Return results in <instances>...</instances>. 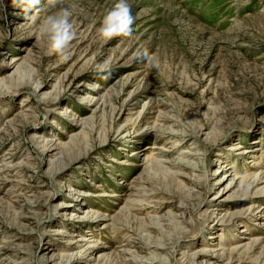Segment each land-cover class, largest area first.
Listing matches in <instances>:
<instances>
[{
    "label": "rangeland",
    "instance_id": "374dc122",
    "mask_svg": "<svg viewBox=\"0 0 264 264\" xmlns=\"http://www.w3.org/2000/svg\"><path fill=\"white\" fill-rule=\"evenodd\" d=\"M117 2L0 0V264H264V0Z\"/></svg>",
    "mask_w": 264,
    "mask_h": 264
},
{
    "label": "clouds",
    "instance_id": "9594fccd",
    "mask_svg": "<svg viewBox=\"0 0 264 264\" xmlns=\"http://www.w3.org/2000/svg\"><path fill=\"white\" fill-rule=\"evenodd\" d=\"M15 5H27L24 11H29L30 8L35 7L39 0H12ZM54 3V0H50ZM71 13L68 10H63L62 14L58 16H49L44 21L42 32L48 37V54L58 55L61 59L68 58V49L71 42L75 39V33L72 31V24L69 17ZM134 17L131 12V4L128 0H118L114 7L106 14L103 24L99 29L101 36L105 42L110 41L115 37H130L132 35V25ZM135 58L144 59L152 63L155 68L159 67L156 58L148 53L145 49L143 53L137 52L134 54ZM101 71H106L103 65H100ZM103 78H107L105 75Z\"/></svg>",
    "mask_w": 264,
    "mask_h": 264
},
{
    "label": "bare ground",
    "instance_id": "6f19581e",
    "mask_svg": "<svg viewBox=\"0 0 264 264\" xmlns=\"http://www.w3.org/2000/svg\"><path fill=\"white\" fill-rule=\"evenodd\" d=\"M216 180H217V178H216ZM187 192H188V191H187ZM188 193H189V192H188ZM156 248H157V246L154 247L153 250H155ZM132 257H133V256H132ZM134 257L137 258L136 255H135ZM155 258H156V257H155ZM70 259H71V258L68 257L66 260H70ZM166 260H167V259H166ZM192 263H193V262H192ZM194 263H195V262H194ZM120 264H121V263H120Z\"/></svg>",
    "mask_w": 264,
    "mask_h": 264
}]
</instances>
